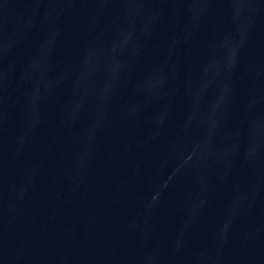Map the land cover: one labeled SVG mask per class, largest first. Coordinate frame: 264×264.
<instances>
[{"label":"water","instance_id":"obj_1","mask_svg":"<svg viewBox=\"0 0 264 264\" xmlns=\"http://www.w3.org/2000/svg\"><path fill=\"white\" fill-rule=\"evenodd\" d=\"M85 264H264V0H179Z\"/></svg>","mask_w":264,"mask_h":264}]
</instances>
